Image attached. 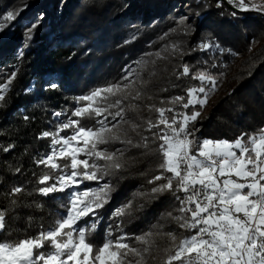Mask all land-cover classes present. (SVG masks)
I'll list each match as a JSON object with an SVG mask.
<instances>
[{
    "label": "snow or ice",
    "instance_id": "1",
    "mask_svg": "<svg viewBox=\"0 0 264 264\" xmlns=\"http://www.w3.org/2000/svg\"><path fill=\"white\" fill-rule=\"evenodd\" d=\"M227 2L239 12L264 14V0ZM18 15L19 11L8 10L0 17V31ZM231 15L236 18L237 12ZM40 19L26 28L25 47ZM185 20L178 23L190 35L191 26ZM197 51L209 53L210 58L214 52L238 55L204 38L187 51L179 43L165 45L161 51L146 53L149 59L134 61L136 67L123 69L125 75L119 81L73 97L70 109L52 110L49 128L37 136L49 140V150L34 159L37 167L43 166L38 176L33 173L34 186L29 190L15 184L0 192L6 200L0 207V264H148L149 260L155 264H264V126L242 132L234 140L197 136L196 123L225 75L209 71L217 67L215 59L211 64L197 60L201 67L182 63V71L173 70L177 80L190 76L198 82L189 83L184 95L163 98L149 88L157 75V60L177 55L182 59ZM23 56L21 51L18 58ZM16 76L13 71L0 81V108ZM42 87L57 90L59 85L51 80ZM145 110L147 116L141 114ZM29 119L24 116L25 121ZM117 144L121 147H113ZM14 147L0 145V151L7 153ZM132 149L140 150L142 156L159 155L160 163L153 170L158 174L147 180L153 185L150 189L138 190L105 220L100 210L116 190L113 180L122 179L121 173L137 163L127 155ZM13 171L20 173L21 168ZM166 193L175 202L170 211L160 213L140 234L125 230L124 218L145 207L138 200L150 203ZM34 194L56 199L57 210L49 213L47 221L27 215L25 227H15L12 222L20 219L18 209L43 211L44 204L27 200ZM169 222L181 231L169 229ZM102 224V237L94 239Z\"/></svg>",
    "mask_w": 264,
    "mask_h": 264
},
{
    "label": "trees",
    "instance_id": "2",
    "mask_svg": "<svg viewBox=\"0 0 264 264\" xmlns=\"http://www.w3.org/2000/svg\"><path fill=\"white\" fill-rule=\"evenodd\" d=\"M217 3L218 0H66L59 13L58 0H0V17L8 10L19 11L17 18L7 22L0 31V81L7 80L14 64H19L11 91L5 97V106L0 108V145H15L7 153L0 151V192L15 184L26 185L29 190L34 186L43 168L37 167L34 159L49 150V140L37 139V136L49 128L53 109H70L73 97L119 81L124 61L135 57L149 59L146 53L161 51L172 43H179L187 51L204 38L238 54L214 52L210 58L209 53L197 51L182 59L177 55L157 60V75L149 88L163 98L184 95L189 83L198 84L190 76L176 79L173 70L182 71V63L201 67L196 64L197 60H208L211 64L215 59L217 67L209 71L214 75L225 73L203 111L218 92H224L225 96L213 105L210 118L202 120V114L199 117L198 137L234 140L242 132H253L264 126V14L239 12L227 0H221L220 7ZM36 10H42L44 17L28 47L24 46V56L17 59L16 51L24 44V33L29 27L26 20ZM234 11L236 18L231 15ZM182 18L191 26L190 35L181 31L183 26L178 22ZM237 61L239 64L234 68ZM51 80L58 83L57 90L42 87ZM169 82L178 87H171ZM162 88L168 91H160ZM232 89L235 90L230 93ZM141 114L148 115L146 110ZM26 115L30 118L28 121L24 120ZM127 155L137 163L121 173L122 179L113 180L116 190L110 203L102 209L105 220L138 190L150 189L153 185L147 180L158 174L153 170L160 163L159 155L142 156L137 149ZM16 167L21 168L20 173H14ZM144 172L147 175H141ZM27 200L39 201L44 209H18L20 219L12 222L15 227L24 228L27 215L44 217L47 221L49 213L57 210L56 199L34 194ZM137 203H144V209L124 218L125 230L130 234L147 230L175 202L166 193L150 203L143 200ZM5 204L6 200L0 198V207ZM175 226L168 224L169 229L179 233L181 230ZM103 227L102 224L94 239L102 237Z\"/></svg>",
    "mask_w": 264,
    "mask_h": 264
},
{
    "label": "rangeland",
    "instance_id": "3",
    "mask_svg": "<svg viewBox=\"0 0 264 264\" xmlns=\"http://www.w3.org/2000/svg\"><path fill=\"white\" fill-rule=\"evenodd\" d=\"M35 1H37V0H35ZM65 1L66 0H58V12L60 13V12H62V9H63V5H64V3H65ZM130 5V1L128 2V4H127V6H129ZM177 5H179V4H177ZM183 8H185V4H183V6H182ZM141 16L142 17H145L144 16V14H141ZM38 17H44V13H43V11L42 10H36V11H34L32 14H31V17L29 18V19H27L26 20V23H28V26L30 27L31 26V24L32 23H34L36 20H37V18ZM41 20L42 19H40V22L39 23H41ZM25 23V24H26ZM22 43H24V40H22ZM23 48H24V44H22V46L21 47H19L18 49H17V51H16V56H17V59H19L18 57H19V53L21 52V51H23ZM138 59H140V57H138V58H130V59H128L127 61H124V63H123V65H122V67H121V73H122V75H125V73H124V71H122L123 69H125L126 67H128V66H131V67H136V65L133 63L134 61H137ZM238 64H239V62L237 61V62H235L234 63V68H236L237 66H238ZM19 68V64H14V69H13V71H17V69ZM233 73V72H232ZM231 73V74H232ZM231 74H230V76H231ZM154 79V77L152 78V80ZM33 86L34 85H32L31 86V89H33ZM235 88V87H234ZM236 89V88H235ZM235 89H232L231 91H230V93H232V92H234V90ZM225 96V94H224V92H218L212 99H211V101H210V106H208L207 107V109H205L203 112H202V117H201V119L203 120V119H205V120H207L208 118H210L211 117V115H212V113H213V110H214V107H213V105H215V103H217L218 101H219V99H221L222 97H224ZM213 139V138H212ZM88 186H90V187H95L96 186V184L95 183H90ZM100 214L102 215V216H104L103 215V213H102V209L100 210ZM176 227V226H175ZM177 229V228H176ZM155 262L154 261H152V260H149L148 261V264H154Z\"/></svg>",
    "mask_w": 264,
    "mask_h": 264
}]
</instances>
